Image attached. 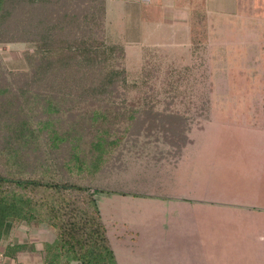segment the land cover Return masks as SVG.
<instances>
[{
  "label": "rangeland",
  "instance_id": "1",
  "mask_svg": "<svg viewBox=\"0 0 264 264\" xmlns=\"http://www.w3.org/2000/svg\"><path fill=\"white\" fill-rule=\"evenodd\" d=\"M127 6L136 9L131 37ZM183 10L188 18L173 19ZM106 23L130 68L151 48L157 86L167 67L185 75L190 109L176 107L193 121L181 157L162 134L145 133L122 141V168L94 182L131 192L95 194L118 264H264V0H107ZM34 48L0 42V85L18 89L12 73ZM206 97L209 119L198 121L194 106Z\"/></svg>",
  "mask_w": 264,
  "mask_h": 264
},
{
  "label": "trees",
  "instance_id": "2",
  "mask_svg": "<svg viewBox=\"0 0 264 264\" xmlns=\"http://www.w3.org/2000/svg\"><path fill=\"white\" fill-rule=\"evenodd\" d=\"M106 9L107 0H0V42L35 46L12 73L18 89L0 85V240L6 223L46 225L42 264H118L95 199L117 191L94 182L121 169L124 143L142 134H162L179 157L190 141L193 121L176 107L190 109L185 75L167 67L157 86L151 48L130 68L125 44L109 39ZM208 104L194 106L195 119H209Z\"/></svg>",
  "mask_w": 264,
  "mask_h": 264
},
{
  "label": "crops",
  "instance_id": "3",
  "mask_svg": "<svg viewBox=\"0 0 264 264\" xmlns=\"http://www.w3.org/2000/svg\"><path fill=\"white\" fill-rule=\"evenodd\" d=\"M131 2H138L139 0H127ZM136 12L135 8L128 7L127 6V12L126 16L127 18V25L125 26L126 30L128 31L129 37H131V30L134 29L133 23L134 19L136 17ZM177 14H173V19L174 16H180L183 15L186 18H188L189 13L186 11H179ZM171 18V17H167ZM176 20V19H175ZM133 35V34H132ZM137 39V38H134ZM42 226L46 225H26L25 223H22L20 225L14 226L12 223H6L4 226V231L0 240V264H42L43 262V257H42V248H43V243L46 241H51V239H43V233L41 234ZM48 228L47 226L44 228V233L51 234L52 231H47ZM30 229H33L34 231H30ZM45 229L47 232H45ZM17 232H20V236H17ZM32 232V233H31ZM8 243L12 244H24L27 243L26 247L22 249L21 251H16L14 252L13 256L5 255L4 251L6 249V246ZM116 255V254H115ZM73 263H79L77 261H73L70 264ZM80 264V263H79Z\"/></svg>",
  "mask_w": 264,
  "mask_h": 264
}]
</instances>
